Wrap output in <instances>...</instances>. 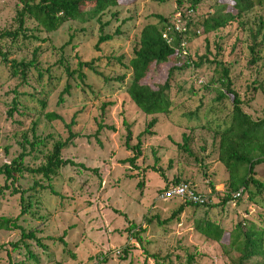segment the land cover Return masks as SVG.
<instances>
[{"label": "rangeland", "instance_id": "obj_1", "mask_svg": "<svg viewBox=\"0 0 264 264\" xmlns=\"http://www.w3.org/2000/svg\"><path fill=\"white\" fill-rule=\"evenodd\" d=\"M21 1L0 0V31L16 27L15 12ZM208 4L207 0L200 5L198 13L205 12ZM176 13L175 0H117V5L108 9L99 23L70 21L54 32L45 33L25 19L24 26L33 31L38 40L0 41V50L16 61H30L32 50L38 47L37 61L41 71L37 76L35 70H30L26 83L22 84L18 77L10 76L7 66L0 61V164L9 162L21 152L20 136L25 134L29 138L32 116V120L38 121L36 135L46 140L24 158L27 166L40 165L42 154L50 151L54 142L67 137L66 125L72 117L74 125L70 132L76 137L71 145L61 150V157L83 166H65L57 172L50 184L56 195L49 194L47 189L35 188L32 194L36 206L30 209L32 215L25 214L17 220L24 231L40 230L36 237L44 248L29 240L21 243L18 230H0V264H91L93 258L99 260L103 255L105 261L99 260L100 264H154L152 254L163 260L167 257L171 264H177L176 257L182 258L185 252L195 254L199 264H232L237 256L228 246L233 227L239 223L244 230L253 225L264 231V209L261 208L264 192L256 197L258 204H252L246 194H242L222 207H200L194 213L190 206H184L177 219L169 220L162 227L155 222L146 225L143 221L145 216L166 220L173 210L184 204L176 198L156 199L158 191L175 178L187 181L209 201L208 204L218 202V196L209 193L208 182L218 194L223 192L227 173L216 160L205 128L208 124V128L221 126L229 116L231 105L230 96L215 99L221 88L217 83L219 66L212 60L229 67L234 91L240 99L248 100L242 105L243 111L252 119L264 118L262 94L258 90L251 91L264 65H248L245 48L249 30L258 19L264 22L262 5L254 7V11L244 17L246 23L241 29L232 22L206 35L198 30L197 38L187 43L186 54L151 66L142 83L154 90L165 81L175 61L187 57L191 61H197L200 56L207 58L198 68L190 67L173 74L169 81L168 113L156 116L157 123L151 129L153 136L140 137V156L133 165L122 162L132 156L130 147L136 143V136L151 116L143 115L130 103L124 92L129 77L121 64H127L132 57V49L145 24L156 23L155 16L174 23L178 21ZM192 15L191 12L187 14L188 17ZM177 25L182 28V23ZM99 36H109L111 41L99 44L96 50L94 46ZM236 39L237 49L230 53ZM119 57L120 62H117ZM79 61H94L100 75L85 67L79 70ZM77 70L83 74L82 78L78 77ZM122 75L125 77L121 82L114 79ZM65 85L69 86V93L63 95L62 104L56 105ZM13 98L25 107L28 117L13 114L6 119L5 113ZM37 100L44 101L42 114L54 112L62 121H46L42 114L38 115L41 105ZM98 123H102L103 128L94 134ZM126 126L130 132L127 146ZM182 134L194 136L190 149L203 163L193 161L175 148ZM204 140L205 149L201 153L199 146ZM22 147L28 152V146L23 144ZM152 166L159 172L151 171ZM203 171L206 178L202 176ZM254 177L264 181V164L254 168ZM33 179L24 175L17 184L26 190ZM2 182L0 177V185ZM19 212L17 196L6 193L0 196V217L15 218ZM204 216L215 219L223 229L220 244L194 231L192 221ZM128 231L136 233V239L129 238ZM58 239L66 246L63 247ZM124 247L127 252L123 256ZM117 250L119 257L114 254ZM28 252L35 260L27 257ZM251 261V264L264 263V259L257 257ZM161 264H167L166 260Z\"/></svg>", "mask_w": 264, "mask_h": 264}, {"label": "trees", "instance_id": "obj_2", "mask_svg": "<svg viewBox=\"0 0 264 264\" xmlns=\"http://www.w3.org/2000/svg\"><path fill=\"white\" fill-rule=\"evenodd\" d=\"M208 1L209 4L206 11L198 13L200 5L206 3L207 0H175L177 12L175 15L178 21L182 23L183 30H174L172 23L168 19L162 16H155L156 23H147L141 28L138 41L132 49V57L127 61V64H121L123 65L122 68L127 71L129 77V82L124 92L128 96L130 103L143 115L151 116V119L147 122L143 131L136 136V143L130 147L132 156L122 160L123 163L133 165L140 156V137L143 135L153 136L151 129L157 123L156 116L168 113L170 107L168 96L169 81L173 74L190 67L198 68L202 61H207V58L205 56H200L197 58V61H191L187 57L182 61H175L168 69L165 81L154 90L142 83L146 74L150 71L151 66L164 64L172 58L177 59L182 53L186 54V45L191 40L197 38L198 30L206 35L217 32L232 22H236L241 29L246 23L244 17L251 14L254 11V7L264 5V0ZM116 5L117 0H22L20 7L15 12L16 27L11 31H0V41L7 40L9 43H13L18 38L21 40H38L33 34V31L24 26L25 19L35 23L37 30L51 33L70 21L82 23L94 21L99 23L104 13ZM188 12H191L194 16L188 17ZM27 32L29 34H27ZM248 37V43L245 45L249 56L247 64L256 65L259 63L263 66L264 53H262V49L264 48V22L258 19L256 25L249 30ZM109 41H111L109 36H99L94 48L97 50L99 44ZM236 41L230 53H233L237 49L238 39H236ZM204 42H207L205 37ZM31 53L32 57L30 61L23 62L9 59L7 53L0 50V61L7 66L10 76L18 77L22 84L26 83V76L30 70H35L37 76H40L41 73L37 61L39 48H34ZM116 61L120 62V57L116 58ZM93 62L79 61L77 62V67L79 70L85 67L87 70L100 75L96 71ZM211 62L219 66L217 83L221 88V92L218 93L215 99L218 101L221 98L230 96L231 108L226 121L223 122L221 126H216V128H208L209 124L207 128H205V132L210 137V145L214 147L216 160L223 166L227 173L226 185L224 186L223 192L218 194V192L214 190V186L208 182V187L210 189L209 193L218 196L217 203L208 204V200L203 204H192L188 201H183L184 204L179 205L173 210L166 220L161 221L157 216L148 218L146 216L143 217V221L146 225L155 222L158 227H162L169 220L177 219L184 206H190L192 208L191 212L194 213L195 210L200 207H209L210 205L222 207L229 202L237 200L242 194H246L247 199L252 204H258L255 199L264 192V181L257 180L254 177V168L264 164V118L252 119L243 111L242 105L248 100L246 99L244 101L240 99L238 94L234 91L229 67H225L220 62H215V60ZM77 75L79 78L83 77V74L78 70ZM124 77L125 76L122 75L114 79L121 82ZM68 89L69 86L65 85L58 94L56 105L62 104V97L64 94L69 93ZM251 89V91H260L264 99V70L260 76L253 81ZM37 102L41 105L38 114L40 115L44 108V101L37 100ZM26 113L27 110L25 107H23L17 99L13 98L5 115L6 119L12 118L13 114L18 117H28ZM42 117L46 121H62L61 117L54 112L43 113ZM16 121L17 120H11V122ZM37 123L38 121L32 120L31 116L28 128L30 141L27 137L28 135L21 134V143L19 144L20 149L22 148L21 152L9 162L0 164V177L3 179L0 185V196L5 193L10 196H17L20 206V212L17 217H0V230H18V240L21 243L24 240H29L33 241L36 246L44 248V246H41L40 238L36 237V235L40 233V230L24 231L17 224V220L25 214L32 215L30 209L36 206V200L33 199L34 196L32 194L35 188L40 190L47 189L49 194L56 195L50 184L57 172L65 166L81 168L83 166L61 157V150L71 145L73 139L76 137L75 134L70 132V128L74 125L73 117L66 125L68 130L67 137L63 141L54 142L50 151L46 154H42L44 155L43 162L40 165L35 168L27 166L24 162V158L38 146L44 145L46 140H41L36 135ZM102 128V123H98L94 134L99 133ZM193 140V135L182 134L180 142L175 143V148L190 156L193 161L203 163L201 158H198L191 152L190 144ZM129 141L130 132L126 126V146ZM205 143L206 140L202 141L199 146V151L201 153H204ZM23 144L28 146V152L24 150L25 147H22ZM203 167L205 169L204 164ZM150 169L151 171L159 172L155 166H152ZM204 171L202 172V176L206 178L207 174H205ZM24 175L34 178V182L26 190L21 189L17 184L18 179L23 178ZM181 182L191 186L187 181L175 178L162 190ZM162 190L158 191V193ZM236 193H238V196H235ZM261 208L264 209V205L261 206ZM192 227L197 234L205 239L220 244L224 231L219 227L215 219L209 220L205 216L203 218L194 219L192 221ZM138 231L141 232L142 229L138 228ZM127 234L129 238L136 239L137 237V234L133 231H128ZM228 237L229 248L234 249L237 253L236 261L232 264H251V260L256 257L264 259V231L262 228H255L251 225L250 228L244 230L238 223L229 232ZM58 241L63 247L66 246V243L61 239H58ZM15 245L16 243L13 244V247H15ZM126 252L127 249L124 247L121 253L124 256ZM116 255L119 257L120 251L117 250ZM27 257L35 260V257L30 255L29 252ZM150 257L153 259L154 264H161V261L165 260L167 264H171L170 261H167L166 256L165 260L160 259L154 254ZM176 260L177 264H199L195 254L189 252H185L182 258L176 257ZM101 261H105V255L101 257L100 262Z\"/></svg>", "mask_w": 264, "mask_h": 264}, {"label": "built area", "instance_id": "obj_3", "mask_svg": "<svg viewBox=\"0 0 264 264\" xmlns=\"http://www.w3.org/2000/svg\"><path fill=\"white\" fill-rule=\"evenodd\" d=\"M178 22L179 21L172 23L174 30H183V28H178ZM235 196H238V193H236ZM174 198L182 201H188L192 204H203L205 202V199L202 195L197 193L188 184L182 182L176 185L169 186L167 189L162 190L156 196V199L160 201H168ZM114 254H117V251ZM99 260L93 258V262H91V264H100Z\"/></svg>", "mask_w": 264, "mask_h": 264}]
</instances>
